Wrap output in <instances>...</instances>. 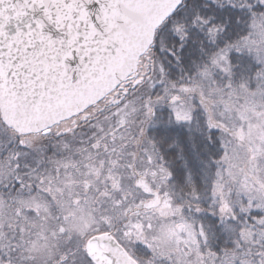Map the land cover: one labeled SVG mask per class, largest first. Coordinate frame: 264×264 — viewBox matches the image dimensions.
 Instances as JSON below:
<instances>
[{"label": "snow or ice", "instance_id": "6c2138e0", "mask_svg": "<svg viewBox=\"0 0 264 264\" xmlns=\"http://www.w3.org/2000/svg\"><path fill=\"white\" fill-rule=\"evenodd\" d=\"M0 264H264V0H0Z\"/></svg>", "mask_w": 264, "mask_h": 264}]
</instances>
